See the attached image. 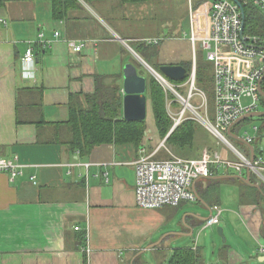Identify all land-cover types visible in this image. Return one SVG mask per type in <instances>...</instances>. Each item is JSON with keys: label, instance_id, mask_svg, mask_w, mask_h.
<instances>
[{"label": "crops", "instance_id": "0c3cea01", "mask_svg": "<svg viewBox=\"0 0 264 264\" xmlns=\"http://www.w3.org/2000/svg\"><path fill=\"white\" fill-rule=\"evenodd\" d=\"M105 1L91 5L81 0L83 7L73 14L77 18L57 21L48 0H0V156H18L26 165L14 181L0 172V264H84L85 255L88 264H166L179 247L199 249L204 264H264V200L256 203L259 194L254 189L264 197L262 182L257 188L234 176L198 179L197 192L200 181L204 187L216 180L220 187L216 204L223 209L219 224L227 246L215 245L211 253L200 242L201 231L195 237L211 215L208 199L200 196L202 208L187 202L142 208L136 202L133 162L142 148L153 153L163 140L154 116L140 147L108 143L80 156L65 142L72 97L93 93L97 74L121 73L123 86V67L134 62L129 56L139 61L131 49L143 58L130 42L162 38V64H182L191 52L184 31L122 35L116 26L124 32L130 28L120 20L154 18L143 14L145 6ZM211 1L197 0L189 20L194 14L195 20H208L204 6ZM151 9H157L155 4ZM55 30L62 38H55ZM40 32L51 40L48 46L38 42ZM68 39L85 42L83 50L74 51ZM30 45L37 76L28 81L21 77L20 67ZM149 104L148 99L147 116ZM212 149L219 151L217 145ZM220 151L233 157L226 148ZM236 174L222 170L213 176ZM225 185L229 192H224Z\"/></svg>", "mask_w": 264, "mask_h": 264}, {"label": "built area", "instance_id": "2783aa9c", "mask_svg": "<svg viewBox=\"0 0 264 264\" xmlns=\"http://www.w3.org/2000/svg\"><path fill=\"white\" fill-rule=\"evenodd\" d=\"M238 1L243 6L252 4L264 12V0ZM204 7L208 20H195L194 14L190 22L189 39L193 52L200 43L207 58L214 62V119L209 114L207 94L196 82V65L189 72L188 79L178 85L162 73L158 74L157 79L167 92L175 96L167 102L168 112L174 120L172 130L184 120L194 119L217 139V144H224L233 157L224 156L222 152L211 147H204L198 157L176 155L166 145V138L153 153H147L142 148L141 155L133 162L136 170V202L142 208L178 206L182 202L197 201V194L192 189L194 182L213 176L216 169L230 170L237 174H244L249 170L264 183V115L259 117L263 120L261 125L252 126L253 132L245 131L240 135L234 130L238 123L232 127L245 142L254 146L252 160L250 149L244 152L228 136L229 128L242 116L264 111V37L245 33L241 8L233 0H213L208 7ZM54 36L57 39L62 38V32L55 30ZM143 40L148 44L158 45L162 38L148 37ZM38 42L48 46L51 40L45 38L44 32H40ZM67 42L76 52L82 51L85 46V42L75 39H68ZM20 73L24 80L36 79L37 59L33 45L27 48L22 57ZM180 87L185 88L186 93ZM196 96L198 101L194 102ZM199 109H204V112ZM160 148L168 151L170 158H154ZM25 166L18 156H0V172H7L11 181L24 174ZM31 179L36 182V176ZM222 212L219 204L212 206L211 215L205 220L204 228L219 224ZM261 250L264 252V246Z\"/></svg>", "mask_w": 264, "mask_h": 264}, {"label": "trees", "instance_id": "16d2710c", "mask_svg": "<svg viewBox=\"0 0 264 264\" xmlns=\"http://www.w3.org/2000/svg\"><path fill=\"white\" fill-rule=\"evenodd\" d=\"M52 5V17L54 20H71L77 18L73 15L82 8L81 0H48ZM88 4L105 0H82ZM126 4H139L150 0H121ZM245 33L259 35L264 37V12L252 4H245ZM160 44L152 45L145 41L139 42V47L133 48L156 70H160L162 63L158 61ZM152 47V50L150 48ZM124 51L127 52L126 49ZM140 74L147 77V98L150 100L155 125L161 139L166 138V145L173 153L188 156L194 150L196 140V125L194 119H186L172 130L174 120L168 112L167 102L173 100L175 96L167 92L158 79L144 69V65L133 59ZM188 70L185 79L172 80L176 83H183L188 79L191 69L185 62H182ZM121 73L118 74H97L96 90L89 94H78L73 96L69 105V118L65 121L69 138L67 142L73 150H78L80 156H88L93 149L102 144H131L140 147L143 144L147 133L148 125L144 120H128L123 115V98L122 86L120 84ZM196 80L199 87L207 90L203 84V78L197 67ZM178 105V103H174ZM164 148H160L154 158L167 159L170 155ZM216 183V185H215ZM218 181L209 180L204 188L201 187L198 192L201 197L207 198L210 192L218 189ZM264 190V183L262 184ZM259 194V205L263 202L264 197ZM217 203V202H216ZM85 240V231L79 236ZM227 244L224 245L226 247ZM84 264H88V258L85 255ZM166 264H204L203 256L199 249L192 247H179L174 249L171 257Z\"/></svg>", "mask_w": 264, "mask_h": 264}, {"label": "rangeland", "instance_id": "374dc122", "mask_svg": "<svg viewBox=\"0 0 264 264\" xmlns=\"http://www.w3.org/2000/svg\"><path fill=\"white\" fill-rule=\"evenodd\" d=\"M107 1H103V3H106ZM196 2L197 0H150L148 2H144L138 4L140 6L144 7V13L148 15V17H152L154 19L152 20H120L123 24L126 26H129L130 30L128 31H121L118 26H116L117 30L122 33V35H127L126 33H130L133 35H140V37L145 36H157V35H169L174 33L175 31H184L188 33V36L191 32V20H189L190 15L192 12H195L194 9L196 8ZM155 4L157 9L152 10L151 6ZM130 6V5H129ZM107 17L104 15V18ZM106 19V18H105ZM108 23H112V20H106ZM116 25V24H115ZM144 41L143 38H140L136 41L130 42L131 45L138 48L139 42ZM152 50V47L150 48ZM132 60L134 59V56H129ZM185 60L184 62L188 65V68L192 70L194 65H196L199 68V72L203 78V84L205 85L207 90H204L207 94L208 98V106H209V114L212 119H214V113H215V66L214 62L209 60L207 58L206 51L200 46V43L197 44V49L195 52L192 50L191 46V52L189 57H183ZM147 62V61H146ZM151 66V65H150ZM144 69L150 73L148 68L144 66ZM173 82V81H172ZM197 82V80H196ZM174 84L178 85V83L173 82ZM197 85L200 84L197 82ZM200 88V87H199ZM183 93H186V89L183 87L179 88ZM202 89V88H200ZM173 94V93H172ZM174 95V94H173ZM194 102H197V96L193 100ZM200 112H204V109H199ZM152 109L151 105L148 106V116H147V123L151 122L152 119ZM154 118V117H153ZM263 120L259 117H252L246 120H243L239 122L235 127L234 130L236 133L243 135L245 131H251L252 126L254 124L261 125ZM232 143L238 147L239 149L246 152V147L244 143H241L237 140L232 139ZM217 145V148L220 150L225 149L224 144H217V139L211 135V133L200 123H197L196 125V140L194 144V150L190 152L188 156L190 157H198L200 153L202 152V149L204 147H215ZM225 146V147H224ZM172 151V150H171ZM168 152V151H164ZM221 152V151H220ZM232 154L231 152H228ZM175 154V153H173ZM171 155V154H169ZM178 155V154H176ZM233 155V154H232ZM182 156V155H181ZM187 157V156H185ZM223 169H216L215 173L221 172ZM234 180V179H232ZM236 181V180H235ZM203 181H200L198 183L199 189L204 188L202 185ZM216 185V183H215ZM219 187V182H218ZM220 188V187H219ZM218 188V189H219ZM230 187L228 185L223 186L224 192L228 190L229 192ZM223 192V191H222ZM223 192V194H224ZM212 206L216 204V202H219L220 200V192L219 190H214L209 193L207 198ZM189 206H192L194 208H202L203 205L200 201H186ZM202 225H205V221L202 223ZM222 227L220 224L213 225L211 227H207L205 229H202L201 227L196 230L195 237L200 232V242L202 243V246L205 248H208L209 251H213V248L215 245L220 246L223 245L224 247V238L218 233V228ZM224 236L226 237V233H224ZM224 243V244H222ZM213 255V254H211Z\"/></svg>", "mask_w": 264, "mask_h": 264}, {"label": "water", "instance_id": "95a60500", "mask_svg": "<svg viewBox=\"0 0 264 264\" xmlns=\"http://www.w3.org/2000/svg\"><path fill=\"white\" fill-rule=\"evenodd\" d=\"M234 2L238 3V5L241 8L242 15H243V27L245 24V13H244V7L238 0H233ZM122 41L125 42L122 38H120ZM132 52L135 54V56L138 58V60L150 71L152 75H154L156 78L158 77L159 73H162L163 75L167 76L168 78L172 80H183L185 79L187 75V68L183 66L182 64H162L160 66V70H156L150 64H148L143 58H141L136 52H134L133 49H131ZM122 92L124 93L123 98V115L128 120H144L147 117V105H148V99H147V77L145 75H142L139 73L137 66L133 62H127L123 67V86H122ZM264 95V92H262ZM264 115V111H257L252 112L249 114H246L242 116L240 119H238L228 130V136L234 140L240 141L245 143L249 149H250V158L251 160L254 157V146L252 144H249L244 141L242 137H240L238 134H236L232 127L239 123L242 120H245L246 118L250 117H260ZM227 176H234L237 178H240L243 181H247L249 184L260 188L261 181L258 180L254 174L251 173V171H247L246 175H217V176H211L212 178H221V177H227ZM252 179H254L256 182H252ZM196 180L192 186V189L196 192L197 198L201 200V197L199 193L196 190ZM218 233L223 236L224 241L226 240V237L224 236V231L222 227L218 228Z\"/></svg>", "mask_w": 264, "mask_h": 264}]
</instances>
